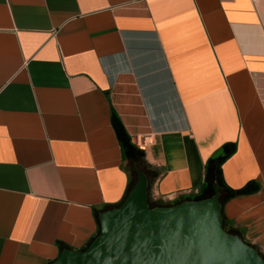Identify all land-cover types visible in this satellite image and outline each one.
I'll use <instances>...</instances> for the list:
<instances>
[{"label": "crops", "instance_id": "0c3cea01", "mask_svg": "<svg viewBox=\"0 0 264 264\" xmlns=\"http://www.w3.org/2000/svg\"><path fill=\"white\" fill-rule=\"evenodd\" d=\"M115 119L150 202L217 183L264 255V0H0V264L90 245L134 180Z\"/></svg>", "mask_w": 264, "mask_h": 264}, {"label": "water", "instance_id": "95a60500", "mask_svg": "<svg viewBox=\"0 0 264 264\" xmlns=\"http://www.w3.org/2000/svg\"><path fill=\"white\" fill-rule=\"evenodd\" d=\"M207 199L151 209L148 181L100 214V233L83 251L64 250L51 264H264L251 245L223 228L221 188Z\"/></svg>", "mask_w": 264, "mask_h": 264}, {"label": "trees", "instance_id": "16d2710c", "mask_svg": "<svg viewBox=\"0 0 264 264\" xmlns=\"http://www.w3.org/2000/svg\"><path fill=\"white\" fill-rule=\"evenodd\" d=\"M115 125H116V130H117V133H118L120 141H121V146H122L123 153H124L123 154L124 155V160H126V161H128L130 163L132 176L134 178L133 183H132V185L130 187V190L128 191V195H129L130 191L132 190V188L134 187V185L136 184L137 177H138V171H141L146 176L147 181H148V188H149V179H150V176L152 175V171H151V168L147 165V163L145 161V153H144V151L138 149L136 146H134L131 143V141L127 137L124 129L122 128V126L120 125V123L116 119H115ZM213 162H214V160L210 161V166L208 167V170L211 167V164H213ZM218 162L221 163V160L218 159ZM220 173H221V168L219 167V174ZM197 200H202V199H196L194 201H197ZM221 200H222V198L219 197V202L220 203H221ZM178 203L166 205V204H162L160 202L158 203V202H150L149 201V205H150L151 209H155V208H158V207H169V206L176 205ZM119 206H117V207H119ZM117 207H115V208H117ZM222 224H223L224 230L227 233L239 235L235 230H233V228L230 226V224L224 218H223ZM99 233H100V224H99V218H98V232H97L95 238L99 235ZM244 242H245V240H244ZM245 243H247V242H245ZM261 256L264 258V255H261Z\"/></svg>", "mask_w": 264, "mask_h": 264}, {"label": "built area", "instance_id": "2783aa9c", "mask_svg": "<svg viewBox=\"0 0 264 264\" xmlns=\"http://www.w3.org/2000/svg\"><path fill=\"white\" fill-rule=\"evenodd\" d=\"M167 201H169V202H172V201H173V199H171V198H168V199H167Z\"/></svg>", "mask_w": 264, "mask_h": 264}, {"label": "rangeland", "instance_id": "374dc122", "mask_svg": "<svg viewBox=\"0 0 264 264\" xmlns=\"http://www.w3.org/2000/svg\"><path fill=\"white\" fill-rule=\"evenodd\" d=\"M181 203V202H180Z\"/></svg>", "mask_w": 264, "mask_h": 264}]
</instances>
